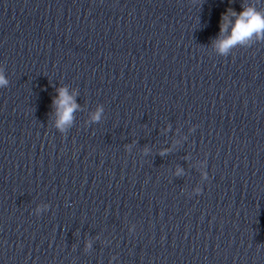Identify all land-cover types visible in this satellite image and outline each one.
I'll use <instances>...</instances> for the list:
<instances>
[{
  "label": "water",
  "instance_id": "obj_1",
  "mask_svg": "<svg viewBox=\"0 0 264 264\" xmlns=\"http://www.w3.org/2000/svg\"><path fill=\"white\" fill-rule=\"evenodd\" d=\"M249 3L0 0V264H264V39L219 48Z\"/></svg>",
  "mask_w": 264,
  "mask_h": 264
},
{
  "label": "clouds",
  "instance_id": "obj_2",
  "mask_svg": "<svg viewBox=\"0 0 264 264\" xmlns=\"http://www.w3.org/2000/svg\"><path fill=\"white\" fill-rule=\"evenodd\" d=\"M219 48L222 53L227 52L236 45L250 44L256 40L264 39V10H260L249 3L242 5L239 12L229 9L221 16ZM6 79L0 75V85L6 84ZM59 101L54 100L61 106L60 123L71 120V113L76 107L72 98L66 95L64 89L59 90ZM99 112V110H98ZM98 118V113L94 114L93 119Z\"/></svg>",
  "mask_w": 264,
  "mask_h": 264
}]
</instances>
